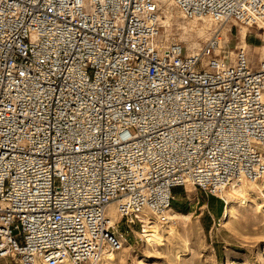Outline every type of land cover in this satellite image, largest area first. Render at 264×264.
I'll return each instance as SVG.
<instances>
[{"label":"built area","instance_id":"obj_1","mask_svg":"<svg viewBox=\"0 0 264 264\" xmlns=\"http://www.w3.org/2000/svg\"><path fill=\"white\" fill-rule=\"evenodd\" d=\"M170 2L229 34L264 25V0ZM163 5L0 0V260L98 264L175 188L223 202L264 177V61L220 33L169 40Z\"/></svg>","mask_w":264,"mask_h":264},{"label":"rangeland","instance_id":"obj_2","mask_svg":"<svg viewBox=\"0 0 264 264\" xmlns=\"http://www.w3.org/2000/svg\"><path fill=\"white\" fill-rule=\"evenodd\" d=\"M162 19L163 32L168 39L182 43L187 49H198L217 30L215 34L220 33L232 47L244 48L253 69L264 60L263 27L233 26L229 34L228 26H218L208 19L185 20L167 0H164ZM178 189L182 193L176 197L172 191V195L185 207L175 210L172 203L171 209L185 215V222L174 218L173 234H165L161 242L151 245L141 236L144 223L129 228L121 225L119 233L127 240L121 250L113 252L116 255L112 264H261L260 258H264V190L262 196L251 197L246 205L237 204L227 222H223L225 202L192 186ZM219 210L221 213H217ZM107 216L117 222L113 207L109 208ZM0 264L14 263L0 260Z\"/></svg>","mask_w":264,"mask_h":264},{"label":"bare ground","instance_id":"obj_3","mask_svg":"<svg viewBox=\"0 0 264 264\" xmlns=\"http://www.w3.org/2000/svg\"><path fill=\"white\" fill-rule=\"evenodd\" d=\"M167 1L170 2V0H167ZM205 19H208V20H211L212 22H214L208 16H202L200 18H196L193 20H197V21L200 20L201 21V20H205ZM163 20L164 19H162V16H161V26L164 23ZM252 27H260V29H261V27L264 28V25L262 23H260L259 21H256ZM216 31L217 30H215L214 32H216ZM214 32H212L210 34V36ZM243 182H247V181L241 180V181L234 182V183L230 184L229 187L225 188L220 194H218V196L222 199V201L225 202V207L222 211V216H221V220L223 222H227V219H229V217L231 216V214H232V212H233V210L237 204L244 206V205H246L245 202L248 201L251 197L257 196V195L258 196L263 195V193H261V192H262V190H264V177L258 181H255V182H248L249 185H246ZM186 186H191V185L189 183H186L185 187ZM111 207L114 208V213L117 216V222H118L120 218L116 212L115 204L114 203L110 204L108 207V210ZM108 210H107V213H108ZM174 218H177V219L181 220L182 223H184L186 216L174 212L171 209V207H169V209L164 211L161 215L154 214L150 211L142 212L139 215L140 222L144 223V226H142L144 229L142 231L141 236L145 239L146 244L151 245L154 243L161 242L163 240V235L173 234L172 226H174L176 224L174 222ZM111 223H113V222L111 221ZM159 225H163L165 227H162ZM159 227H162L161 229L164 228V231L162 232ZM123 244L124 243H122V246H123ZM115 255L116 254H114L113 252H110V251L105 253L102 256L101 261L98 264H105V263L106 264H112L115 261ZM260 259L262 261L261 264H264V258L261 257ZM66 264H68V263H66Z\"/></svg>","mask_w":264,"mask_h":264},{"label":"crops","instance_id":"obj_4","mask_svg":"<svg viewBox=\"0 0 264 264\" xmlns=\"http://www.w3.org/2000/svg\"><path fill=\"white\" fill-rule=\"evenodd\" d=\"M181 193H182L181 190H179L178 188H175L173 190V194L176 197H178ZM172 203L174 205L175 210H182L185 207V205L178 198L174 199V197H173ZM171 208H172V204H171ZM217 213H221L220 210Z\"/></svg>","mask_w":264,"mask_h":264}]
</instances>
